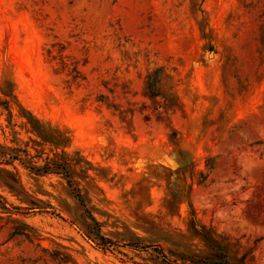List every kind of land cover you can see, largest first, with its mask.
I'll use <instances>...</instances> for the list:
<instances>
[{
    "label": "rangeland",
    "instance_id": "1",
    "mask_svg": "<svg viewBox=\"0 0 264 264\" xmlns=\"http://www.w3.org/2000/svg\"><path fill=\"white\" fill-rule=\"evenodd\" d=\"M219 247L264 264V0H0V264Z\"/></svg>",
    "mask_w": 264,
    "mask_h": 264
},
{
    "label": "trees",
    "instance_id": "2",
    "mask_svg": "<svg viewBox=\"0 0 264 264\" xmlns=\"http://www.w3.org/2000/svg\"><path fill=\"white\" fill-rule=\"evenodd\" d=\"M93 219V218H92ZM94 220V219H93ZM95 221V220H94ZM205 238L207 240H209L210 242L211 239L206 235L204 234ZM103 240H105L103 237H102ZM219 250H221L222 252L220 253L221 256L217 257L216 259H214L213 261H210L212 262L213 264H243L242 262H233L232 260H230L229 256L222 250L223 248H218ZM192 258V257H191ZM195 262L199 263V264H209V262H207V260L205 259H196Z\"/></svg>",
    "mask_w": 264,
    "mask_h": 264
}]
</instances>
